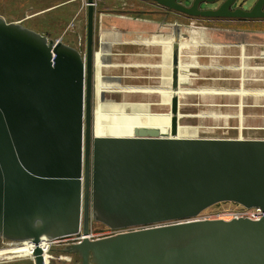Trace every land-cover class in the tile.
<instances>
[{
	"label": "water",
	"instance_id": "water-1",
	"mask_svg": "<svg viewBox=\"0 0 264 264\" xmlns=\"http://www.w3.org/2000/svg\"><path fill=\"white\" fill-rule=\"evenodd\" d=\"M152 1L189 16L264 17V0L248 10H231L235 0ZM94 13L87 0L85 51L0 14V238L83 233L49 248L81 264H264V138L94 134ZM222 201L263 215L197 218ZM93 221L139 228L90 238ZM36 252L34 264H46Z\"/></svg>",
	"mask_w": 264,
	"mask_h": 264
},
{
	"label": "rangeland",
	"instance_id": "rangeland-1",
	"mask_svg": "<svg viewBox=\"0 0 264 264\" xmlns=\"http://www.w3.org/2000/svg\"><path fill=\"white\" fill-rule=\"evenodd\" d=\"M24 1L29 0H0V14L9 21H20L34 30L47 34L50 38L64 42L71 41L73 46L82 47L83 51L86 50L87 20L84 13L81 15V22H73L67 29L69 31L76 30V34L68 33L66 32V19H61V16L58 17L54 12L32 17L33 11L21 5ZM150 7L157 8V6ZM64 17L66 18V14ZM179 21L182 29L172 39L175 42L174 46L176 45L178 64L181 58L179 57V42L182 41L183 61L187 58V61L190 59L193 63L198 61V65L184 63V65L177 66L179 71L177 74L181 75L177 77V90L172 87L174 65H158L161 69H166L168 73L167 78L155 79L156 85H168L165 88L166 95H161L163 98L165 97V100L160 103H149L147 100L135 101V103L122 101L120 91L128 89L130 87L127 86L128 83L121 84L122 81L118 80L119 84H109L106 80L104 81L106 83L98 80L99 68L102 65H98L100 34L98 31L96 32L92 97L94 119L105 116L109 135L160 136L158 129L148 126L140 127V125L142 121L155 120L154 117H151L154 116L151 114L153 113L151 112L152 105L155 107L159 104L158 111L161 113L158 117L163 119L161 121L165 124L166 129L172 132V96L177 95V123L174 133L176 135L197 136L204 134L264 138V99L252 97L245 99V102H248L247 112L250 114L247 118L248 123L253 124L254 127L242 129L239 119L236 118L241 114L244 102V96L239 93L240 89H264V81H262L264 79V19L223 20L182 15ZM173 51L174 48L172 53ZM228 65H240L239 68L243 65L242 67L245 69H243L244 71L230 67L228 69ZM104 70L109 72L108 69ZM115 71L120 73L122 70L117 68ZM240 74L244 75L245 84L241 85L235 79V77H240ZM253 78H257L259 81H254ZM145 86L143 85L144 89L142 86L134 88H138L136 91H144ZM114 88L119 92L110 91ZM134 106L138 107L135 111L137 112V122H134L132 118L129 120L125 116L127 111L133 112ZM237 212L244 213L245 216L259 213L258 208H248L237 202L222 201L206 208L199 216L217 218L221 214L223 218L230 219L233 218L232 214ZM112 232H114L112 228L101 222L93 221L90 225V233L94 238L108 236ZM75 239L76 235H72L39 246L31 245L29 242H11L0 238V264H34L32 256L38 247L47 249V254L44 255L46 264H81V257L77 253L49 249L63 248L65 245L74 243Z\"/></svg>",
	"mask_w": 264,
	"mask_h": 264
},
{
	"label": "crops",
	"instance_id": "crops-1",
	"mask_svg": "<svg viewBox=\"0 0 264 264\" xmlns=\"http://www.w3.org/2000/svg\"><path fill=\"white\" fill-rule=\"evenodd\" d=\"M95 3L94 39L98 31L100 50L97 59L98 65H102L99 68L98 80L101 79V82L106 80L109 84H117L120 80L122 81L121 84L125 82L128 83L127 86H132L133 88L129 87L123 89V92L120 91L121 99L122 101L125 99V102L135 103V101L147 100L149 103H160L164 101L165 97L163 98L161 95H166L165 88L168 85H156L155 79L167 78L168 73L166 69H161L158 65H166L167 63V65H173L171 50L174 48V40L172 41V39L182 29L179 24L180 16L186 14L170 11L152 0H95ZM21 5L33 11L32 17L44 13L53 14V12L58 17L61 16V19H66V32L68 33L76 34V30L69 31L67 29L73 22H81L83 13L87 20L86 0H29L24 1ZM150 6H157L158 9H152ZM64 14H66V18ZM66 43L73 45L71 41H66ZM179 46V57L181 58L178 65H184V63L186 65L188 63L194 66L195 64L198 65V61L193 63L190 59L187 61V58L184 62L182 41L179 42ZM117 68L121 69L122 73L115 71ZM104 69H108L109 72ZM143 85H146L144 91H136L138 88H134L143 87ZM110 91L119 92L117 89ZM137 108L134 106L133 112L127 111L125 116L129 120L132 118L134 122H137V112H135ZM159 108V104L155 107L153 105L151 110L153 113L151 114L154 116L151 117H154L155 120L142 121L140 127L156 128L160 131V135L169 134L171 131L166 129L162 119L158 117L161 113L158 111Z\"/></svg>",
	"mask_w": 264,
	"mask_h": 264
},
{
	"label": "bare ground",
	"instance_id": "bare-ground-1",
	"mask_svg": "<svg viewBox=\"0 0 264 264\" xmlns=\"http://www.w3.org/2000/svg\"><path fill=\"white\" fill-rule=\"evenodd\" d=\"M154 41V40H153ZM185 42V41H184ZM153 43V42H152ZM175 43V42H174ZM185 43H187V42H185ZM148 44V43H147ZM155 44V43H154ZM193 47L195 48V46H194V44H193ZM173 48V47H172ZM139 51V50H138ZM165 51V50H164ZM171 52H172V50H171ZM184 53V52H183ZM129 55H131V54H129ZM140 55V54H139ZM167 55V54H166ZM165 55V56H166ZM171 55V54H170ZM140 57V56H139ZM131 59H132V57H131ZM126 62H128V61H126ZM130 62V61H129ZM135 62V61H134ZM137 62V61H136ZM140 62V61H139ZM168 64V63H167ZM166 64V65H167ZM111 66V65H110ZM240 66V65H239ZM239 66H230V65H228L227 67H228V69H229V67L230 68H233V69H236V70H239V69H241L242 71H244L243 69H245V67H240L239 68ZM148 67V66H147ZM110 68V67H109ZM122 68V67H121ZM170 70V69H169ZM179 72V71H178ZM122 73V72H121ZM130 73V72H129ZM190 73V72H189ZM127 74V73H126ZM188 74V73H187ZM131 75V74H130ZM180 75V74H179ZM191 75V74H190ZM181 76V75H180ZM115 77V76H114ZM194 77V76H193ZM113 78V77H112ZM114 79V78H113ZM129 79V78H128ZM144 79V78H143ZM235 79L238 81V83L239 84H245V78H244V75H242V74H240V77H235ZM101 80V79H100ZM126 80V79H125ZM246 80H248V78H246ZM252 80V79H251ZM253 80L255 81H259V79H257V78H253ZM249 81V80H248ZM262 81H264V79L262 80ZM101 82V81H100ZM121 83V82H120ZM140 83V82H139ZM143 83V82H142ZM131 84V83H130ZM135 84V83H134ZM248 84V83H247ZM138 85V84H137ZM141 85V84H140ZM116 87V86H115ZM131 87V86H130ZM133 88V87H132ZM115 89V88H114ZM143 89H144V87H143ZM195 91V90H194ZM198 93H199V91H198ZM239 93L242 95V96H244V102H243V107H242V111H241V114L240 115H237L236 116V118H238L239 119V122H240V126H241V128L242 129H248V127L250 128V127H254V125L253 124H250V123H248V116L250 115L249 114V112H247V107H248V102H245V99L247 98V97H252V98H254V99H264V89H251V88H245V89H240V91H239ZM170 94V93H169ZM161 97V96H160ZM154 99V98H153ZM158 99V98H157ZM180 99V98H179ZM124 101H125V99H124ZM138 104V103H137ZM198 104V103H197ZM257 104H259V103H257ZM147 105V104H146ZM153 106V105H152ZM164 106V105H163ZM169 106V105H168ZM178 106V105H177ZM186 107V106H185ZM184 107V108H185ZM204 108V107H203ZM100 109H102V108H100ZM246 110V111H245ZM147 111V110H146ZM183 111V110H182ZM102 112V111H101ZM106 112V111H105ZM248 113V114H247ZM159 114V113H158ZM169 114V113H168ZM106 115V114H105ZM116 115V114H115ZM114 115V116H115ZM113 116V117H114ZM160 116V115H159ZM183 116V115H182ZM116 117V116H115ZM114 117V118H115ZM156 117H157V115H156ZM112 118V117H111ZM143 118V117H142ZM119 120H121V119H119ZM142 120V119H141ZM163 120V119H162ZM153 121V120H152ZM117 122V121H116ZM149 122V121H148ZM197 122V121H196ZM119 125V124H118ZM112 127V126H111ZM110 127V128H111ZM116 128V127H115ZM165 129V128H164ZM163 129V130H164ZM93 130H94V134H96V135H99V136H132V135H109V132H108V123H107V120H106V118H105V116H99V117H97V118H95L94 119V126H93ZM111 132V131H110ZM160 136H162V137H176V138H200V137H205V138H257V137H247V136H238V137H230V136H209V135H204V134H199V135H197V136H179V135H176V134H174V133H169V134H165V135H160ZM227 219V218H226ZM83 235V234H82ZM89 236H90V234H89ZM51 241H53V240H48V239H46V238H44V237H42V238H40V240H38V241H35V240H32V239H30V240H26V241H23V242H29V243H31V245H39V246H43V245H45L46 243H48V242H51ZM40 248V252H41V254L43 255V257H44V255L45 254H47V249L45 248V247H39ZM37 250V249H36ZM37 255V252H35L34 253V256H32L33 258H35V256Z\"/></svg>",
	"mask_w": 264,
	"mask_h": 264
},
{
	"label": "flooded vegetation",
	"instance_id": "flooded-vegetation-1",
	"mask_svg": "<svg viewBox=\"0 0 264 264\" xmlns=\"http://www.w3.org/2000/svg\"><path fill=\"white\" fill-rule=\"evenodd\" d=\"M248 0H235L234 4L230 7L231 10H234L236 8H241L244 10L250 9L256 0H252V3L250 4L247 2ZM220 4H208V5H201L200 7L202 8H209V9H216L219 7ZM264 10V6H263ZM194 17H201V16H194ZM209 18H215V19H223V20H258V19H264V17H231V16H226V17H209Z\"/></svg>",
	"mask_w": 264,
	"mask_h": 264
},
{
	"label": "built area",
	"instance_id": "built-area-1",
	"mask_svg": "<svg viewBox=\"0 0 264 264\" xmlns=\"http://www.w3.org/2000/svg\"><path fill=\"white\" fill-rule=\"evenodd\" d=\"M86 4H87V0H86ZM96 4V3H95ZM258 211H259V213H257V214H255V213H253V214H251L249 217H252V218H260L262 215H263V211L261 210V209H259L258 208ZM200 215V214H199ZM197 216V218H199V219H215V218H210V217H206V216ZM246 214H244V213H239V212H237V213H234V214H232V217H239V216H245ZM217 218H221V219H225V218H223V215H221V214H219L218 216H217ZM231 219V218H230ZM226 220H229V219H226ZM136 228H139V227H127V228H122V229H113L114 230V232H112L111 233V235L112 234H116V233H118V232H121V231H127V230H132V229H136ZM83 233H79V234H75L76 235V239H75V241L74 242H78V241H80L82 238H83V235H82ZM70 236H72V235H70ZM66 237H69V236H64V237H60V238H66ZM60 238H58V240L60 239ZM90 238H94L93 237V234H91L90 233ZM56 240V239H55Z\"/></svg>",
	"mask_w": 264,
	"mask_h": 264
}]
</instances>
